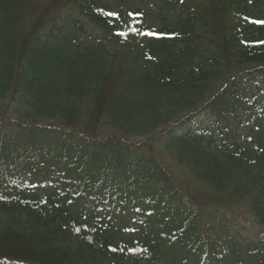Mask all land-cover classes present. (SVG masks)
I'll return each mask as SVG.
<instances>
[{"label":"trees","instance_id":"1","mask_svg":"<svg viewBox=\"0 0 264 264\" xmlns=\"http://www.w3.org/2000/svg\"><path fill=\"white\" fill-rule=\"evenodd\" d=\"M142 1L0 0V264H264V0Z\"/></svg>","mask_w":264,"mask_h":264},{"label":"rangeland","instance_id":"2","mask_svg":"<svg viewBox=\"0 0 264 264\" xmlns=\"http://www.w3.org/2000/svg\"><path fill=\"white\" fill-rule=\"evenodd\" d=\"M109 3L115 4L112 2V0H108ZM129 2H132L135 4L137 8H139L142 13H146L150 8L148 6L142 5L137 3L135 0H127ZM119 2V1H118ZM198 123H201L203 121V118L200 117L196 120ZM155 138L151 139L154 140ZM153 148H156V145H153ZM221 224V225H220ZM218 227L223 228L224 230H230L232 237L237 238V240L241 242H251L254 244H257V247L260 245L261 241V230L259 227L253 225L251 223V220L243 214V210L240 209L238 212H236L233 216H230L226 218V221H219L217 224Z\"/></svg>","mask_w":264,"mask_h":264}]
</instances>
